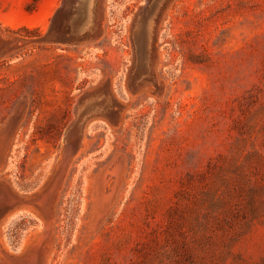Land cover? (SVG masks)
<instances>
[{
  "label": "rangeland",
  "instance_id": "obj_1",
  "mask_svg": "<svg viewBox=\"0 0 264 264\" xmlns=\"http://www.w3.org/2000/svg\"><path fill=\"white\" fill-rule=\"evenodd\" d=\"M145 5L0 0V264H264V0H161L139 74Z\"/></svg>",
  "mask_w": 264,
  "mask_h": 264
},
{
  "label": "bare ground",
  "instance_id": "obj_2",
  "mask_svg": "<svg viewBox=\"0 0 264 264\" xmlns=\"http://www.w3.org/2000/svg\"><path fill=\"white\" fill-rule=\"evenodd\" d=\"M160 1L161 0H155V6L158 7V5L160 4ZM90 5H92V0H88V6H87V12H86V15H85V22H84V25L83 27L86 28V29H90L91 27H88L87 25H89V23L91 22L89 19H87L88 17V12H89V7ZM157 10V9H156ZM154 16H155V11L153 13H151L150 16H148L147 18H141V20H139V22H137L136 24V28L134 29L135 31L133 32L134 34V43H135V46L137 47V54H138V57L141 59L142 56H143V52H144V49H147L149 48V45H150V40H151V35H152V26H153V21H154ZM78 25V24H77ZM91 30V29H90ZM89 30V31H90ZM87 31V30H86ZM143 47H145L143 49ZM150 50V49H149ZM149 53V52H148ZM149 58V57H148ZM147 58V59H148ZM143 60H141L142 62ZM148 63V62H147ZM140 64V67H138V69L142 70V67H141V63ZM148 68V67H146ZM134 80V79H132ZM131 80V81H132ZM133 82V81H132ZM133 85V83H130ZM86 102V101H85ZM92 102V101H90ZM87 104V103H85ZM89 105V104H88ZM83 106V105H82ZM98 106V105H97ZM96 106V107H97ZM81 107V106H80ZM79 109V108H78ZM95 109V108H94ZM81 112V111H79ZM77 112V113H79ZM87 115V114H85ZM84 115V116H85ZM84 119V117H83ZM79 121V120H78ZM82 121V120H81ZM79 121V122H81ZM77 122V121H76ZM75 125H77V123H75ZM73 128H76L75 126ZM79 132V131H78ZM76 134V130H74L73 132H71V135H75ZM77 135V134H76ZM69 140V139H68Z\"/></svg>",
  "mask_w": 264,
  "mask_h": 264
},
{
  "label": "water",
  "instance_id": "obj_3",
  "mask_svg": "<svg viewBox=\"0 0 264 264\" xmlns=\"http://www.w3.org/2000/svg\"><path fill=\"white\" fill-rule=\"evenodd\" d=\"M146 1V5L144 6V7H142L141 9H140V11H139V13L137 14V17H136V22H135V28H136V24H137V22H139V20H141V18H147L148 16H150L151 15V13H153L154 11H155V8H156V6H155V0H145ZM77 2V1H76ZM80 3L81 2H77V5H75L74 6V8H75V11H76V13H78V11H79V6H80ZM85 18L86 17H84L83 19H82V21H80V23H81V25H80V23H78V25H76L77 26V28H76V31L77 32H81V31H83V30H88V29H86V28H84L83 27V25H84V22H85ZM135 31V30H134ZM133 36H134V34H133ZM145 47H143V49H144ZM136 50H137V47H136ZM147 54H148V50L147 49H144V52H143V56H142V62H141V67H142V70H140V69H138V72H139V74H141L143 71H145V69H147L146 67H145V61L147 60ZM138 67H139V65H138ZM138 74V75H139Z\"/></svg>",
  "mask_w": 264,
  "mask_h": 264
}]
</instances>
